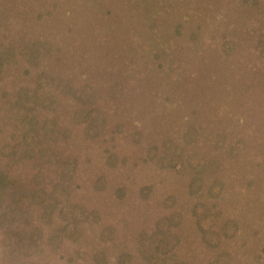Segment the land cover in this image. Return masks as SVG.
<instances>
[{
  "label": "rangeland",
  "instance_id": "1",
  "mask_svg": "<svg viewBox=\"0 0 264 264\" xmlns=\"http://www.w3.org/2000/svg\"><path fill=\"white\" fill-rule=\"evenodd\" d=\"M99 1L97 11L101 9L102 15L109 13L107 17L112 18L109 21L118 20L121 24L122 20L127 22L132 18V0ZM188 1L193 6L200 5L199 13L213 10L209 12L211 21L201 26L218 21L220 15H223L218 22L220 26L231 18L227 0ZM76 2L78 0H58L55 11L52 9V13H48L44 10L47 0H0V155L23 126L22 132L28 128L17 118L21 119L29 111L39 124L46 120L43 122L45 129H42L46 147L51 151L58 148L61 162L68 160L71 165V169L65 171L62 163V166L48 164L39 169L34 160L16 158L15 166H5L7 175L3 180L0 178V264H256L259 255H262L259 264H263L264 226L254 221L258 209L251 210L254 215L250 218H242L238 208L223 207L225 214L210 227L207 221L197 224L196 216L189 210L195 196L185 192L177 168L182 162L180 157L194 144L188 143L183 130V121L189 117L201 124L202 134L198 132L194 140L196 158L200 159L197 173L203 176L202 180L212 179L202 166V163L207 166L209 151L199 142L205 138L207 142L214 139L213 132L218 130L217 117L237 122L231 114L236 111L231 108L233 103L217 105L228 88H232L228 92L231 99L249 98L250 105L246 109L249 108L248 114L258 120L255 135L260 140L246 149L250 151L247 156L264 165V43L258 44L253 32L239 34L224 29L225 39L233 40L234 37L239 45L235 44L228 57H221L222 63L214 60L205 63L204 59L187 62L184 52L194 56L187 48H182L183 51L172 48L174 51L169 56L164 53L167 64L178 67L173 72L166 70L165 79L152 77V80H167L164 89L169 99L166 100L173 101L171 106L176 108L169 119L162 120L167 102L163 99L146 101L138 93L136 83L145 71L122 70L120 64H117L120 70L109 68L108 63L115 59L117 51L113 44L109 45L114 33L104 30L107 25L100 19L101 14H86L84 6ZM144 8L138 6L135 11L140 13ZM63 11H73L74 17L79 11L82 14L79 20L74 18L78 25L71 31L57 18V13ZM232 20L237 22V17ZM64 24L68 25L67 21ZM121 33L122 29L115 31L117 38ZM162 34L169 37L167 42H179V46L186 47L181 45L185 38L172 36L170 29ZM40 37L48 41L46 48L52 49L39 47L42 53L37 58L32 44ZM172 75L180 82H171ZM53 82L60 86L55 91L56 107L40 99V94L48 88L46 85L52 87ZM118 83H121L117 86L119 90H115ZM80 87V91L73 90ZM80 96L88 100L83 111ZM35 101L39 102L38 107ZM30 104H34L33 107ZM94 106L107 114L103 121L95 120L93 127H88L85 122L95 116ZM180 109L183 115H178ZM194 110L208 111L198 117ZM250 138L253 137L248 136L245 144H249ZM172 139L178 144V154L176 152L170 164L156 165L148 146L161 147ZM207 145L213 148L211 143ZM3 159L0 158V170L6 160H10L9 154ZM232 164H225L223 173L217 176L221 178L228 171L233 172L237 189L248 190L258 200L264 186L254 187L255 183H248L240 176L245 170L256 173L254 165L251 164L252 169L242 162L231 169ZM261 166L260 172L264 169ZM190 169L186 166L185 173L192 174ZM212 173L216 175L214 170ZM13 175L16 177L11 178ZM262 180L264 182V178ZM118 184L127 187L121 196L112 193ZM143 185L147 187V195L136 205L132 204L136 198L134 193ZM204 185L205 181L200 185L201 192ZM40 186L43 188L39 193L41 197L44 195L41 202L34 190ZM13 191L21 195L27 191V195L17 199ZM170 193L175 198L165 201ZM196 200L201 204L202 199ZM197 207L196 211L201 208ZM173 209L182 211L172 221L168 240L156 245V241H151L152 247H147L145 243L150 241L141 240V232L155 227L153 215L148 214ZM260 210L263 212L264 208ZM91 211L98 214L92 228L91 220L95 219L89 221ZM226 211H230V223L224 227ZM76 215L79 221L74 223ZM226 230L229 234L223 236ZM146 249H151L148 256L144 252ZM97 252L103 253L102 260L95 259ZM157 252L160 258L154 257Z\"/></svg>",
  "mask_w": 264,
  "mask_h": 264
},
{
  "label": "trees",
  "instance_id": "2",
  "mask_svg": "<svg viewBox=\"0 0 264 264\" xmlns=\"http://www.w3.org/2000/svg\"><path fill=\"white\" fill-rule=\"evenodd\" d=\"M187 1V2H186ZM203 1V0H202ZM209 3L210 1L213 3L216 0H207ZM229 3V12L231 14V18H228L225 23H221V26L219 25V20H221V15L215 22H212L210 24H206L201 26L203 22H210L211 21V11L209 10L206 13H199V10L197 9L200 7V5L193 6L191 5V1L188 0H143L142 3L141 0H132L133 3V11H131V17L130 21L124 22L122 20L119 24L118 20H114V22H111L112 18L110 16L107 17V12H105L104 15L97 11L98 5L100 4L99 0H78L76 4H79L80 6H84L85 13H92L94 15L98 12V14L101 16L100 19L103 20L105 31L107 29L111 30L113 32L112 37V43L114 48H116V57L115 59H111L108 63V67L111 69H118L120 70V67L122 70H131V69H140L139 71L143 70L146 73L142 78H140L139 82L136 83L138 86V93L141 94L142 98L144 100L148 99H156L157 101L163 99L167 103L165 105L167 112L161 117L162 120H164L166 117L169 116L171 112H175L176 108L174 109V106H171V102L166 99H169L168 94L165 93V87L164 84H166L167 80H152V77L157 76L160 79L167 78L169 72H173L174 68H177L178 66L176 64L171 65L167 64L166 58H164V53L172 54L174 50H171L174 48L176 51H179L180 49L183 51L182 48H187L191 50L193 55L187 56L184 52V58H187L188 60L198 61L199 59H204L205 63L208 61L214 60L215 62L222 63L221 57H224L225 55L228 57L231 53V50L234 49L233 47L236 44V40L233 37V40H227L225 39L224 29H228L231 32H237V33H244V32H253L254 35H256V41L258 44L264 43V0H227ZM86 2L88 4H86ZM218 2V1H216ZM58 0H47V7H44V10L48 13H52V9L55 11L57 8ZM193 3V1H192ZM205 3V0H204ZM187 5V6H186ZM195 5V4H194ZM49 6V7H48ZM138 6L145 7L140 12L137 13ZM206 6V4H204ZM68 7V6H67ZM63 8V7H61ZM66 8V7H65ZM187 10H186V9ZM61 10V9H60ZM64 10V8L62 9ZM61 10V11H62ZM74 13H76L74 11ZM137 13V14H136ZM209 13V14H208ZM77 14V13H76ZM80 15L82 16L81 12L79 11V14L74 17L73 11L71 12H60L57 13V18L59 19V22L63 26L67 27L71 30H73L78 25V21L74 18L79 20ZM217 15V14H216ZM234 17H237V22L233 21ZM118 19V17H115ZM225 18V17H224ZM94 20V17H92ZM217 19V18H216ZM120 20V19H119ZM64 21H67V24H64ZM135 23L130 26L131 23ZM137 23V24H136ZM118 24V25H117ZM114 25V26H113ZM116 25V26H115ZM224 25V26H223ZM120 29H122V33L120 37L117 38V35H115V31L118 32ZM170 29V34L172 36H181L185 38V41L181 43L179 46V42L173 43L172 41H169V37H164L162 33L165 32V30ZM221 30V31H220ZM46 39L43 37L37 38L36 44H32L34 53V57H37L42 53H40L39 47H42V49H52V48H46L49 43L48 41L44 42ZM92 40V39H91ZM235 42V43H234ZM237 46L239 44H236ZM160 46V47H159ZM29 47V45H28ZM31 47V46H30ZM55 48V45L54 47ZM31 49V48H29ZM172 51V52H171ZM106 51H104L105 53ZM102 53L101 55H103ZM232 57V56H231ZM36 58V59H37ZM183 58V59H184ZM35 59V58H34ZM231 59V58H230ZM30 60V59H29ZM2 62V57H0V63ZM186 62V63H187ZM117 64H120V67L117 66ZM172 67V68H171ZM207 69V66H206ZM167 70V71H166ZM142 72V71H141ZM234 74V73H233ZM172 75V79H173ZM174 80L180 82L178 78H174L173 80H170L171 82H174ZM162 81V82H161ZM169 81V82H170ZM49 83V82H48ZM121 83H118L115 87V90L117 89V86ZM66 86V84H63ZM175 85V84H174ZM238 86L239 80H238ZM178 86V85H176ZM48 87L45 92H42L40 94V99L48 105L47 102H51L52 107H56V88L59 89V84L56 82L52 83V87L50 85H46ZM45 87V88H46ZM67 87V86H66ZM122 87V85H121ZM82 87L80 88H73L75 92L76 90L80 91ZM232 88H228V90L225 93V97L221 98V100L218 102L217 105H227L228 103H233V106L231 108H234L236 111L231 112L235 117L234 119L237 122H232V120L225 119H219L217 117V129L216 132H213V138L211 137L209 141L207 142V138H205L202 142H199L200 144L203 143V146L205 149H207L209 152L208 158H207V166L205 163H202L203 168L207 170L211 175L212 179H209L206 177V179H203L202 175H199L197 172H199V161L200 159L196 158V146H194L196 138V134L199 132V135L202 134L201 131V124H198L196 121L192 120L191 118H185L184 119V125L183 130L186 134L185 138L188 141V143L193 142L192 147L188 150V152L185 155H182L180 157V165L178 166V177L182 179L183 185L185 188V192L187 194L192 195V197L195 196V199H193L192 207L189 208V210L196 216L195 221L197 224H199L201 221H207L208 227L213 225L214 221H216L221 215L225 214V211L223 207L227 209V207L232 208H238L239 213L242 214V218L249 217L251 215H254L252 213V209L257 208L256 214L254 215L256 225H262L264 226V211L261 212V208H264V191L262 195L258 198V200L253 198L251 193L248 190H238L236 181H235V174L231 171H228L224 176L220 178V176H217V174L223 173V166L227 163H233L231 166V169L237 164L244 162L245 165L248 168H252V165H254L253 168H255L256 173L249 172L248 170H245L243 175H240L241 178L243 177L245 181H248V183H255L254 187L258 188L261 186H264L263 178H264V169H262V172H260L259 167L262 165V161L260 163H256L255 158H250L247 156L250 152L249 150H246L248 147H254L255 143L259 142V136L255 135V131H258L257 127V121L256 117L254 115L248 114L249 108L246 109V106L249 104V98H242L239 101H236V99H231L232 96L228 92ZM119 90V89H117ZM119 93H117L118 95ZM137 96V95H136ZM77 97V96H76ZM81 97V96H80ZM138 98V97H137ZM220 98V97H219ZM86 100V102H85ZM238 100V99H237ZM156 101V102H157ZM72 101L70 100V103ZM88 102L86 98L81 97V108L82 111L85 108V104ZM212 102V101H210ZM170 103V104H169ZM213 103V102H212ZM16 104V103H15ZM36 104V101L35 103ZM30 104V106L34 105ZM17 106V105H16ZM39 106V102H37L36 107ZM247 106V107H248ZM33 107V106H32ZM19 109V108H18ZM94 109H97L96 106H94ZM104 109V108H103ZM52 111V108L50 109V112ZM109 112V110H106ZM198 117H201V115L205 114L206 110H194ZM81 110H79L76 113V116L79 115ZM182 109H180L178 115H183ZM107 113L102 110H98L95 113V116L89 117L87 121L85 122V125L90 127L93 125L95 120L100 119L103 121L104 117ZM18 115V114H17ZM19 116V115H18ZM46 119H48V116L44 115ZM209 117H212L211 119H214L213 115H210ZM34 115L28 111L26 115L22 116L21 119L17 118L18 121H24L25 126L28 127L25 131L22 132V127L20 129V134L13 136V140L8 142V145L5 146V148L2 149V153L0 155V158H4L6 154H9L10 160H6L4 168L0 170V178L3 180V177L7 175L8 168H5V166H13L16 163L17 159H24V160H34L33 163H37V166H45V165H56L59 164V166H62L64 164V167H61L63 171L69 170L70 164H68V160L65 162H61L59 152H57L59 149H55L51 151L48 149L44 143L45 135L42 134V129H45V122L44 120L41 124H39ZM160 119V118H159ZM169 119V117H168ZM264 119V118H263ZM49 121V120H48ZM54 125L55 123L52 122ZM93 127V126H91ZM255 129V130H254ZM224 130V131H223ZM248 136H251L253 138H250L249 144H245L246 139H248ZM258 136V137H257ZM134 140H137L136 138H133ZM198 143V142H197ZM208 143H211L213 146L212 149L208 148ZM178 144L176 145V142L174 139L167 140L163 146L158 147L157 145H149V153L152 154V157L155 158L156 165L159 164H170L175 157V154L177 152L178 154ZM159 148V149H158ZM147 149V150H148ZM152 150V151H151ZM4 160V159H3ZM174 163V162H173ZM177 163V162H176ZM178 164V163H177ZM175 164V166L177 165ZM15 166V165H14ZM74 166V165H73ZM192 168L193 172L192 174L185 173V167ZM191 166V167H190ZM196 166V167H195ZM261 167H264L261 166ZM197 168V169H196ZM252 168V169H253ZM7 169V170H6ZM191 170V169H190ZM191 170V171H192ZM214 170V175L212 172ZM242 170V171H243ZM251 173V174H250ZM259 174V176L257 175ZM35 176L36 174H31ZM247 176L249 180L247 179ZM16 177L13 175L11 178ZM126 177V176H125ZM185 179V180H184ZM231 179V181H230ZM205 181V185L202 186V192L199 190L201 189L202 183ZM216 181V182H215ZM217 183V184H214ZM233 183V184H232ZM248 185V184H247ZM246 185V186H247ZM62 190L64 189L63 185H60ZM131 188V186H128ZM43 187H37L34 190H36V195L40 199V202L43 200L42 196L39 193V190H42ZM127 187H125L124 184H118L116 187H114L113 194H117L119 196L123 195L124 190ZM53 191H56V188H52ZM147 187L145 185L139 187V189L134 193L136 198L133 199L132 204L136 205L138 202L142 201L145 196L147 195ZM198 191L200 193L198 194ZM26 194L21 195L19 192L13 191V196L18 199L26 196L27 191H25ZM247 193L249 195L247 196ZM112 194V195H113ZM30 195V194H29ZM47 194L45 193V196ZM48 196V195H47ZM52 197V196H48ZM175 196L173 193L169 194V197H166L165 201H168V199H174ZM196 199H202L201 204ZM44 201V200H43ZM150 202V201H149ZM149 202H147L149 204ZM230 203V204H229ZM229 204V205H227ZM198 206H200L199 210ZM223 209V210H222ZM235 210V209H233ZM182 211V210H181ZM179 209H173V210H165L164 213L158 212V213H149V216H152V219L154 220V226L149 229H143L140 235L141 240H149V243H145L147 247L151 248L152 245L150 244L151 241H156L155 245L159 242L163 241L164 239L168 240V237L171 234V227L173 226V219L181 213ZM74 212V211H73ZM72 212V213H73ZM230 212V211H229ZM226 211V217H224V227L227 222L229 221V216ZM233 213V212H232ZM98 215V214H97ZM97 215L95 211H91L88 215V219L90 221L91 218H94L95 221L91 220L90 226L91 228L95 226V223L97 222ZM84 216V215H83ZM76 215L74 216L73 222L76 223L77 221ZM72 222V223H73ZM88 227V226H87ZM223 227V230H225ZM229 231H225L224 235H228ZM264 235V234H263ZM160 250V249H159ZM158 250V252H159ZM151 251V249H150ZM150 251L146 249L145 255H149ZM154 256L156 258H160L161 256L159 253ZM101 252H97L95 255V259L102 260L103 253L100 255ZM262 260V255L257 256L256 264H259ZM264 264V262H263Z\"/></svg>",
  "mask_w": 264,
  "mask_h": 264
}]
</instances>
